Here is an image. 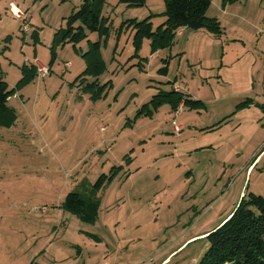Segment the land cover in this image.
Instances as JSON below:
<instances>
[{"label":"rangeland","instance_id":"374dc122","mask_svg":"<svg viewBox=\"0 0 264 264\" xmlns=\"http://www.w3.org/2000/svg\"><path fill=\"white\" fill-rule=\"evenodd\" d=\"M8 1L0 0V77L16 87V97L8 102L16 121L0 126V264H6L3 222H19L17 243L32 234L40 237L42 264H192L208 246L203 237L232 212L242 195L264 197V147L253 155L257 165L250 172L238 176L237 171L251 157L259 120L241 124L232 114L231 121L200 129L215 121L214 113L225 106L219 100L198 112L185 106L176 118L166 102L156 113L149 104L150 113L146 109L136 114L160 90L180 86L204 96L216 79L207 61L181 57L177 44L151 59L146 37L132 57L133 30L118 29L129 11L123 3L108 0L101 10L103 16L110 15L107 41L86 30V37L75 45H58L50 63L54 33L82 0H12L30 14L27 32L9 13ZM256 2L249 1L250 17L256 15ZM151 4L157 12L151 19L156 27L165 19L160 14L164 0L162 7L157 0ZM98 39L105 63L100 81L110 79L112 85L105 97L94 101L73 81L78 69L85 68L82 54L89 41ZM168 54V62L163 61ZM73 59L74 67L66 69L64 63ZM35 61L50 66V74L34 76L18 87L22 66ZM164 65L167 71L159 72ZM240 75L243 85L245 74ZM192 117L198 128L191 126ZM174 118L184 125L180 137L172 133ZM236 128L239 134L233 133ZM233 134L237 137L231 140ZM195 144L199 147L188 151ZM127 154L132 160L125 162ZM118 164L124 168L104 188L93 191L98 201L95 222L80 221L61 207L67 192H91L96 178ZM55 210L59 214L53 223L43 221ZM168 255L172 259L166 262Z\"/></svg>","mask_w":264,"mask_h":264},{"label":"trees","instance_id":"16d2710c","mask_svg":"<svg viewBox=\"0 0 264 264\" xmlns=\"http://www.w3.org/2000/svg\"><path fill=\"white\" fill-rule=\"evenodd\" d=\"M231 1L234 0H222L223 3ZM106 2L107 0H83L75 10L71 11L72 13L65 18L64 25L53 35L50 63L56 57L55 48L58 45L64 46L68 43L75 45L86 37V30L98 32L99 36L105 37L104 42L107 41L111 27L110 18L103 16L101 11ZM119 3L135 7L144 5L145 0H119ZM210 4L211 0H164L165 19L158 26L153 27L148 17L141 20L125 19L118 29L121 30L123 26H126L133 30L132 57L138 55L142 38L146 37L149 40L151 51L154 52L169 47L173 43L177 30L181 27L193 30L203 28L214 35H219L222 33L219 20L206 15ZM100 46V39L94 42L89 41L88 49L82 54L86 64L85 69L73 81V83L78 82L82 90L89 92L91 100L94 101L104 97L107 88L112 85L110 80L101 83L98 79L105 70ZM166 71L167 65L159 69L161 73ZM22 74L18 87L37 76L35 64L29 67L22 66ZM89 78L94 79L88 80ZM15 89L16 87H10L0 77V126L10 127L16 121L15 109L8 104V99L14 94ZM181 101L183 105L191 109L203 108V102L200 99L189 98L180 91L160 90L149 102L142 105L136 114L140 116V113L148 109L149 104H152L155 109L165 102L170 105L171 110H174ZM248 102L249 99H245L238 103L237 107ZM147 113H150L149 109ZM225 118L219 120L216 125ZM129 159L130 154L124 156L125 162ZM122 169V165H116L112 166L108 173L103 172L96 178L91 192L87 194L76 191L67 192L61 207L74 214L78 220L92 224L98 214V201L93 191L104 188ZM228 215L203 237L208 246L194 264H264V197L248 192L247 195L240 197L235 208Z\"/></svg>","mask_w":264,"mask_h":264},{"label":"crops","instance_id":"0c3cea01","mask_svg":"<svg viewBox=\"0 0 264 264\" xmlns=\"http://www.w3.org/2000/svg\"><path fill=\"white\" fill-rule=\"evenodd\" d=\"M116 1L117 3L119 2V0ZM157 1H159L160 6L162 7L163 0H157ZM249 1L250 0H244V1L234 0L231 2L223 3L222 0H211V4L206 12V15L211 18L215 17L216 19L219 20L222 27V31H221L222 33L219 35L216 34L214 35L203 28L198 30H193L190 28L181 27L177 30L173 43L168 47V48H173L177 44L178 47L176 48L178 49L177 54L181 55V57L183 56L187 58L194 57L193 59H195L200 63H203V61H207L209 64L208 69H214L213 72H216V76H215L216 79H214V84H213L214 88L213 89L211 88L209 91H207V93L204 94V96L202 95L198 96L190 93V91H184L180 86H176L172 89L174 91H180L184 93L189 98L200 99L203 102V109L208 108V105H210V103H215L218 100L224 102L223 104H225V106L220 107L218 112L214 113L216 115L215 117L216 119H214L215 121H212V123L211 121H208V125L206 124L200 127V129L202 128L206 131L208 130L207 128H209V126L215 127L216 123H218L219 120L225 117L227 118L221 121L220 124L223 122L231 121L232 114H234L233 117H238V121L241 124L244 123L245 119H247L249 123H254V124L258 123V120L259 122H262L260 128L256 129L255 131V134L258 137L260 136L261 137L259 140H257L258 139L257 137L255 142L256 144L254 143V148H253L254 150L250 155L251 157L246 160L245 164H242L241 167H238L237 169L238 176L239 175L241 176L243 172H250L253 169V167L257 165V163L255 165L253 164L255 158L253 155L256 154L259 151V149L264 147V0H257L256 3L258 5V8H257V12L255 13L256 15L255 16L251 15V17L249 16L248 13L249 9L247 8L250 5L252 6V4L249 3ZM8 2L10 3L13 1L9 0ZM82 2L83 0L78 3V6ZM13 3L17 7H20L21 9L27 12L25 7H21V5H19L20 3L18 2L17 4L15 2ZM123 5H124L123 7H126V10L129 11L128 17L123 18L124 20L125 19L141 20L150 17L149 19L151 21L154 15L157 14L155 9L152 8L151 0H145V4L142 5L141 8H132L133 6H127L124 3ZM253 8L254 7H250V10H252ZM8 10L9 13L14 18H16L12 14L9 5H8ZM164 10L165 9H162L160 14H162ZM106 17L110 18V15ZM152 24L154 23L152 22ZM161 54H162L161 49L152 52L150 48L149 58L151 57V59H156L159 58ZM169 55L170 54H168L167 57H164L163 61L166 60L168 62L167 58H169ZM74 62L75 59H73V62L69 64L70 66L65 68L67 69L74 67ZM242 64H243V68H242ZM81 65L83 64H80L78 68H83L81 67ZM84 69L85 68L78 70H81L82 72ZM102 73L99 75L98 78L99 81ZM243 73L245 74L243 78L245 82L243 83V85H240L239 75L240 74L242 75ZM93 79L94 78H89L88 80H93ZM226 88L229 89V91L224 93L223 90ZM153 95L154 93L152 94V96ZM13 97H16L15 93L9 97L8 102ZM240 98H244V99H240ZM245 99H249V102L241 107H237V104L243 102ZM185 106L186 105H183V108ZM246 107L247 109H245ZM193 109L196 112L201 110V108L200 109L193 108ZM157 110H158L157 108L153 110V113H156ZM169 110L171 112L173 111L171 110V107ZM193 119L194 118L192 117V120H190V122H192ZM182 126L184 129V125ZM191 126H193V128H198L195 122H192ZM232 128L234 129L235 126H233ZM236 132H237V128L233 131V133L239 134ZM235 134L232 135L233 137L231 138V140L237 137V135ZM175 136L180 137V134ZM182 141L183 140L181 139L180 142H176V144L174 145L175 149L177 148L178 145H180ZM208 144L210 145L211 143ZM198 147H199L198 144H195L193 147L188 148V151L191 152L193 148L197 149ZM129 160H132L131 156ZM118 165H122L123 167V164H118ZM55 209H58V211H62V209L60 208H55ZM228 213L230 212H227L224 217H226ZM58 214L59 213L56 212L55 210L54 213L52 212L46 215L43 218V221H48V223H53V217L55 219V216ZM2 219H4V216L3 218L0 216V225ZM223 219L221 220L223 221ZM18 223L19 222L15 224L13 223L7 224L3 222L6 264H42L43 263L41 262L42 259L41 260L38 259L44 250L43 249L44 245L42 243H39L40 237L36 238V234H32V238L30 240L27 239L24 242V238H23L21 242H19L18 240L17 243L16 239H18V237L15 238L14 235H15V229L19 225ZM34 230L35 229H33V231ZM38 231L39 228L36 229L37 236H39ZM0 252L2 255H4V249H2V251L0 250ZM166 259H167L166 262H169L172 259V257H169L168 255ZM195 262L196 260L192 264H194Z\"/></svg>","mask_w":264,"mask_h":264},{"label":"built area","instance_id":"2783aa9c","mask_svg":"<svg viewBox=\"0 0 264 264\" xmlns=\"http://www.w3.org/2000/svg\"><path fill=\"white\" fill-rule=\"evenodd\" d=\"M9 8L12 12V14L18 19L21 20L22 24V28H23V31L27 32L29 30V27H28V18L30 16V14H28V12L24 11L23 9H21L20 7H17L13 2H10L9 3ZM35 66H36V72H37V76L38 77H47V75L50 74V67L49 66H45L41 63H39L38 61H35ZM70 63L69 62H66L64 63L65 67H68L70 66L69 65ZM183 109V102H180L179 105L177 106L176 109H174L172 112H173V115L174 117L176 118L179 113H181ZM175 118L171 121V126H172V131L175 135H179L181 130L183 129V126L179 123L176 122Z\"/></svg>","mask_w":264,"mask_h":264}]
</instances>
